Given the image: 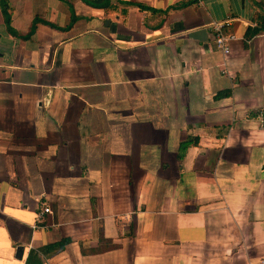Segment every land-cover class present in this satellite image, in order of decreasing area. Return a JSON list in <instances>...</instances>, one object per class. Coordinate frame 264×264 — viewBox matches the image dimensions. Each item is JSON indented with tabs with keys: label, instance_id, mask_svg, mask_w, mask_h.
Returning <instances> with one entry per match:
<instances>
[{
	"label": "crops",
	"instance_id": "obj_1",
	"mask_svg": "<svg viewBox=\"0 0 264 264\" xmlns=\"http://www.w3.org/2000/svg\"><path fill=\"white\" fill-rule=\"evenodd\" d=\"M262 12L0 0V264H264Z\"/></svg>",
	"mask_w": 264,
	"mask_h": 264
},
{
	"label": "trees",
	"instance_id": "obj_2",
	"mask_svg": "<svg viewBox=\"0 0 264 264\" xmlns=\"http://www.w3.org/2000/svg\"><path fill=\"white\" fill-rule=\"evenodd\" d=\"M2 13H3V17H4V22L6 24L7 30L14 36H17L16 33L13 31V29L10 27V16L7 10V7L5 5V3L2 2ZM37 20L33 22L30 32L26 35V36H21V38L26 39L28 37H30V35L33 33L34 29H35V24H36ZM256 22L257 25L261 28L264 29V12H262L261 14H258L256 17ZM257 30H250L247 33V37L253 36L257 33ZM20 37V36H19ZM196 141L194 139H189L186 142L182 143L180 145V153H183L189 146L191 145H195ZM64 243H58V244H54V245H49L46 248L42 249V252H48L51 250H55V249H61ZM36 255L35 253H31L30 254V259ZM30 260L28 259V262L26 264H30Z\"/></svg>",
	"mask_w": 264,
	"mask_h": 264
},
{
	"label": "built area",
	"instance_id": "obj_3",
	"mask_svg": "<svg viewBox=\"0 0 264 264\" xmlns=\"http://www.w3.org/2000/svg\"><path fill=\"white\" fill-rule=\"evenodd\" d=\"M212 31L214 33V44L224 56L229 53L230 43L234 40V36L227 34L223 31L222 23H215L212 25ZM223 73H228L227 70H223ZM261 122L264 120L261 118ZM50 213L48 207L44 208L37 216V222L41 223L44 220V215Z\"/></svg>",
	"mask_w": 264,
	"mask_h": 264
},
{
	"label": "water",
	"instance_id": "obj_4",
	"mask_svg": "<svg viewBox=\"0 0 264 264\" xmlns=\"http://www.w3.org/2000/svg\"><path fill=\"white\" fill-rule=\"evenodd\" d=\"M22 254V247L17 248V258H20Z\"/></svg>",
	"mask_w": 264,
	"mask_h": 264
}]
</instances>
